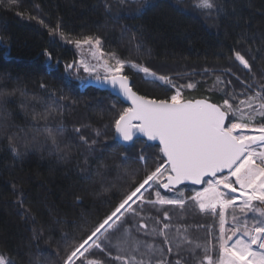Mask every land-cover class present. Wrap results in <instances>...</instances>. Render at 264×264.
<instances>
[{"label": "trees", "instance_id": "1", "mask_svg": "<svg viewBox=\"0 0 264 264\" xmlns=\"http://www.w3.org/2000/svg\"><path fill=\"white\" fill-rule=\"evenodd\" d=\"M144 3L0 0V93L14 92L0 95V256L10 264H64L73 241L85 239L163 161L155 145L117 141L114 119L127 106L91 83L74 81L85 76L75 72L78 54L68 40L99 37L105 53L115 52L174 82L183 79L176 86L194 83L183 89L185 98L220 104L226 93L252 94L264 83V0H215L210 11L197 8L194 0ZM235 52L249 60L252 73L235 60ZM69 64L74 67L68 69ZM123 74L140 95L168 99L175 92L129 65ZM180 189L188 196L197 187ZM136 209L145 219L128 214L119 226V231L128 227L129 238L139 242V251L132 253L136 261L174 262L177 226L193 241L185 249L215 243L209 232L218 234V224L192 202L183 211L149 203ZM165 209L169 221L163 220ZM165 223L169 244L160 233ZM109 235L114 243L118 232ZM100 243L104 251L93 248L88 255L104 264H122L110 257L131 252ZM196 251L202 255V249ZM182 255L186 264H195L191 253Z\"/></svg>", "mask_w": 264, "mask_h": 264}, {"label": "snow or ice", "instance_id": "2", "mask_svg": "<svg viewBox=\"0 0 264 264\" xmlns=\"http://www.w3.org/2000/svg\"><path fill=\"white\" fill-rule=\"evenodd\" d=\"M195 6L210 11L217 5L215 0H196ZM60 35L63 37L64 33ZM68 42L74 43L78 49L90 46L89 50L97 60L96 64L90 65L82 57L76 65L77 69L83 68L96 80L101 79L100 69H103V79L114 88L118 87L130 102V106L120 111L114 119L117 137L131 142L137 135H142L148 141H158L163 161L154 170L147 171L137 186L123 195L85 239L73 241L64 264H76L77 260L81 264H104L88 255L93 248L104 251L101 240L121 252L131 249L127 256L115 255L111 259L122 264L136 261L132 253L139 251V242L129 238L128 227L119 231V226L127 223L128 214L145 219L133 205L137 202L172 205L183 211L189 201L200 213L210 215L218 224V234L209 232L210 236H214L215 244L209 247L196 243L194 248L185 249L184 245H192L193 241L186 235H180V226H177V236L172 237L177 240L176 260H159L157 264H186L183 252L191 253L195 264H264V83L259 84V90H253L252 94L241 93L238 96L234 91L226 93V98L220 104L207 99L185 98L180 88L168 99L149 98L133 91L129 77L123 74L126 65L143 72L146 77L174 87L173 81L148 67L123 60L115 52L105 53L99 37L89 35ZM235 60L252 73V65L244 55L235 52ZM73 67L74 64L67 65L68 69ZM183 87L185 85H181ZM186 87L191 89L195 84L188 83ZM246 87L251 89L252 85ZM0 95H14V92ZM50 138L52 144L58 147L56 138ZM11 142L12 137H9ZM140 158L144 159L143 155ZM184 184L203 185V188L185 197L184 191L179 188ZM159 188L174 192L175 198L162 195ZM150 190L154 191V201L145 199V193ZM162 216L164 221L171 220L169 210H163ZM156 223H161L159 218H156ZM139 227L146 228L147 225L139 223ZM169 227L165 223L160 230L166 244L171 243L165 231ZM184 231L187 232L186 227ZM112 232H118L114 243L109 235ZM148 247L152 248L151 245ZM196 249H202V255ZM168 253H172L171 247ZM145 255L141 253V256ZM0 264L10 262L0 256ZM136 264H151V261L150 258L140 259Z\"/></svg>", "mask_w": 264, "mask_h": 264}, {"label": "rangeland", "instance_id": "3", "mask_svg": "<svg viewBox=\"0 0 264 264\" xmlns=\"http://www.w3.org/2000/svg\"><path fill=\"white\" fill-rule=\"evenodd\" d=\"M124 1H132V2H134V1H137V2H145L144 4H146V3H148L149 1H152V0H124ZM194 2H195V4H196V0H194ZM89 48H90V46H84L83 48H80V49H78L77 47H76V51H77V54H78V60H77V62H76V64H75V66L76 65H78V63H79V61H80V59L83 57L90 65H92V64H96L97 63V60L96 59H94L93 58V55H92V52L89 50ZM101 48H102V44H101ZM105 58H107V57H105ZM126 66H128V65H126ZM125 66V67H126ZM130 66V65H129ZM75 69H76V74L77 75H80V74H84V79H78V78H75V77H73L74 78V81L76 82V83H78V84H88V83H91L92 81H94V80H96L95 79V76H89V74L88 73H86V72H84V70H83V68H78L77 69V67H75ZM125 69V68H124ZM151 71H154V72H156L158 75H161V73L160 72H157V71H155V70H151ZM124 73V72H123ZM100 75H101V79L100 80H104L103 79V76H104V72H103V69H100ZM145 75V74H144ZM166 76V75H165ZM172 81H173V77H171V76H168ZM151 78V77H150ZM180 78H184V77H180ZM177 79V78H176ZM183 81V79H180L179 81H175L176 82V84L178 83H181ZM162 82V81H161ZM175 82L173 81V84H175ZM168 85V84H167ZM169 86H172V85H169ZM173 87V86H172ZM174 88V91H176V89L177 88H180V90L183 92V89H187V87L185 86V87H183V88H181V87H179V86H174L173 87ZM175 93V92H174ZM231 118V117H230ZM158 187V186H157ZM203 188V186L202 187H200V188H197L196 190H201ZM183 191H184V194H185V197H188V196H190V195H188L187 196V190L186 189H182ZM159 191L161 192V194L162 195H164V196H167L168 198H175V196H176V194L174 193V192H167V191H165L164 193H163V189L162 188H159ZM194 194V192L191 194V195H193ZM147 195L149 196H152L151 198H150V200H155L156 199V197H155V195H154V191L153 190H150L149 192H147V193H145V199L146 200H149L148 198H147ZM189 202H191V201H189ZM138 204H141V205H143V204H146V203H140V202H137V204H135V205H133V207L134 208H136V206L138 205ZM148 204V203H147ZM150 205H154V204H152V203H149ZM157 205H159V204H157ZM159 206H161V205H159ZM168 206H172V205H168ZM172 207H177V206H172ZM198 209V208H197ZM199 210V209H198ZM172 211V210H171ZM169 212H170V210H169ZM176 212H179V211H176ZM226 226H229V225H226ZM215 244V243H214Z\"/></svg>", "mask_w": 264, "mask_h": 264}, {"label": "water", "instance_id": "4", "mask_svg": "<svg viewBox=\"0 0 264 264\" xmlns=\"http://www.w3.org/2000/svg\"><path fill=\"white\" fill-rule=\"evenodd\" d=\"M91 84L99 87L103 91L110 92L114 97L118 98L124 105H126L127 107L130 106V102L126 100V98L122 95V93H120L118 87L114 88L110 82H106L105 80H94V81L91 82ZM129 84L132 87V80L130 78H129ZM132 89H133V87H132ZM133 91H135V90L133 89ZM209 102H211V101H209ZM115 135H116L117 141L120 142L123 145H131L134 142H136L137 140H143V141L147 142L148 144L155 145V146L159 147V142L158 141H148L147 138L143 137L142 135H137L136 137H134L133 141H131V142L122 141L121 139H119L117 137L116 132H115ZM183 186H193V187L200 188L203 185L184 184V185H180L179 188L183 187ZM163 190L166 191L165 189H163Z\"/></svg>", "mask_w": 264, "mask_h": 264}]
</instances>
